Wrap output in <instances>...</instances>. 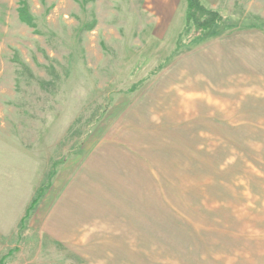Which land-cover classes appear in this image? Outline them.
Segmentation results:
<instances>
[{"label": "rangeland", "instance_id": "obj_1", "mask_svg": "<svg viewBox=\"0 0 264 264\" xmlns=\"http://www.w3.org/2000/svg\"><path fill=\"white\" fill-rule=\"evenodd\" d=\"M203 1L0 0V264H264V0Z\"/></svg>", "mask_w": 264, "mask_h": 264}, {"label": "trees", "instance_id": "obj_2", "mask_svg": "<svg viewBox=\"0 0 264 264\" xmlns=\"http://www.w3.org/2000/svg\"><path fill=\"white\" fill-rule=\"evenodd\" d=\"M187 25L198 33L190 41L189 45H200L210 42L233 29L229 21L224 19L219 11L211 9L203 0H187ZM182 47L183 44L180 41L178 49ZM37 202L38 199L30 207L29 213ZM28 214L26 217H28Z\"/></svg>", "mask_w": 264, "mask_h": 264}]
</instances>
